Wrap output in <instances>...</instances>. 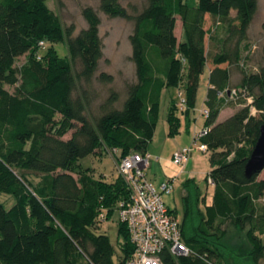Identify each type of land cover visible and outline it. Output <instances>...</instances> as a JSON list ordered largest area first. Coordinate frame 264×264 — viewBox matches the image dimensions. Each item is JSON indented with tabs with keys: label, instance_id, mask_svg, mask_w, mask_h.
I'll return each instance as SVG.
<instances>
[{
	"label": "trees",
	"instance_id": "16d2710c",
	"mask_svg": "<svg viewBox=\"0 0 264 264\" xmlns=\"http://www.w3.org/2000/svg\"><path fill=\"white\" fill-rule=\"evenodd\" d=\"M48 1L0 0V194L15 200L10 207L0 200V264H125L134 251L125 224L118 228L115 260L116 246L99 232L100 215L110 219L132 191L120 172L112 180L97 178L81 160L103 147L115 151L117 164L147 152L163 92L171 87L184 102L169 101L168 136L179 134L182 118L190 122L207 66L212 87L203 140L211 152L213 199L202 208L196 182L185 183L181 228L192 253H165V264H260L264 179L245 173L264 127V112L253 110L264 99V65L252 68L246 43L258 0H146L134 13L123 0H100L110 17L135 23L129 39L138 81L129 85L121 108L115 106L119 93L111 90L98 114L89 87L103 58L99 12L84 7L88 26L74 35L75 25H63ZM58 41L67 43L66 57L58 54ZM233 68L242 74L236 86ZM98 79L114 78L101 72ZM230 101L243 106L219 120Z\"/></svg>",
	"mask_w": 264,
	"mask_h": 264
},
{
	"label": "rangeland",
	"instance_id": "374dc122",
	"mask_svg": "<svg viewBox=\"0 0 264 264\" xmlns=\"http://www.w3.org/2000/svg\"><path fill=\"white\" fill-rule=\"evenodd\" d=\"M192 2H195V0H192ZM258 3L259 9L248 32L246 40V43H248L251 47L248 62L253 69H256L260 65H264V0H258ZM122 4L126 6L131 13H134L136 11L134 10V7H136L137 10H141L146 4V0H123ZM48 5L58 14L63 25H75L74 35L80 33L81 30L87 28L88 26V23L82 13L84 7L92 6L99 12V16L101 18L100 36L104 45L103 58L100 60L99 67L92 84L90 87H87L90 88L89 90L92 93L93 111L96 114L100 113V104L108 98L111 90H116L119 93L120 99L115 106L121 108L128 95L129 85L138 81L136 65L132 60V45L129 39L130 34L134 30V21L121 17H110L100 9V0H49ZM50 45L51 42H47L46 46L41 48L42 53L46 52ZM54 46L61 57H66L68 55V47L65 41L55 42ZM24 61L25 56L20 57L18 59L17 66L22 64ZM101 72L112 74L114 78L113 81L110 83L100 81L98 79V75ZM240 80L241 77L233 84L236 86V84L240 83ZM83 86L85 87L86 85L83 84ZM10 89L13 90L14 88L10 87ZM177 90V88L171 87L163 92L161 112L156 134L154 139L149 144L152 146L150 151L147 150L149 153L151 152L150 154L154 158L151 159V164L148 168H146L145 173L147 178L157 187L168 178L176 177L173 192L169 195H165L164 198L168 205L170 204L171 207L177 210V216L179 220L182 221L184 218L183 197L185 194V183L188 180L196 182L202 193V197L200 199V205L202 208L205 206V203H212L215 187L213 183L210 182L209 177L212 170L210 161L211 152L195 151L193 157L190 158V162H187L189 164L186 163L185 166L176 165L172 162V160L166 162V160L163 161L157 159V157L159 158L162 156L165 159L170 160L172 157V149L175 147L174 143L176 142V138H182H168V105L170 99L175 97L174 93L178 92ZM175 98L177 101L181 100L178 93ZM251 100L254 101L253 98ZM225 106L226 111L222 112L220 120H225L229 117L231 108H238L243 105L241 103H236L235 101H230L227 102ZM254 112L255 114L259 112L256 105ZM204 121V116L201 114L200 123ZM73 132L74 130L69 131L64 138H71ZM114 153V150H109L106 147L99 148L97 153L82 159L81 163L84 168H92L95 177H103L112 180L119 175L118 164L115 160ZM30 177L33 180L38 179L34 175H31ZM262 179H264V170L258 175V180ZM169 199L171 202H169ZM0 200L8 207H10L15 201L14 198L8 194H0ZM260 202L264 204V196ZM119 226L120 212L116 208H114V212L110 219L100 222L99 232L109 235L113 244L116 246L117 251L115 254V260H118V253H120L118 245ZM237 242H239V238L235 236L234 240H231V243L235 244ZM260 264H264V257L261 258Z\"/></svg>",
	"mask_w": 264,
	"mask_h": 264
},
{
	"label": "built area",
	"instance_id": "2783aa9c",
	"mask_svg": "<svg viewBox=\"0 0 264 264\" xmlns=\"http://www.w3.org/2000/svg\"><path fill=\"white\" fill-rule=\"evenodd\" d=\"M249 101L253 102L251 99ZM203 115L207 117L209 110L204 109ZM208 131L207 127H203L195 132L189 145L175 151L172 162L185 166L195 151L208 152V144L203 140ZM151 159L148 151L131 153L118 164L119 172L132 191L129 200L121 202L119 208L120 222L125 224L134 247L125 264H165V253L174 256L192 253L184 242L181 221L164 198L173 192L176 177L168 178L157 187L145 173ZM210 182L213 183L212 178ZM106 218V213H101L100 219L105 221Z\"/></svg>",
	"mask_w": 264,
	"mask_h": 264
},
{
	"label": "crops",
	"instance_id": "0c3cea01",
	"mask_svg": "<svg viewBox=\"0 0 264 264\" xmlns=\"http://www.w3.org/2000/svg\"><path fill=\"white\" fill-rule=\"evenodd\" d=\"M176 34H177V37L179 39L182 38V35H183V24H182V21H181L180 18H178V21H177ZM210 75H211V69H210L209 66H207L205 68L204 74L201 77V82H200L199 89H198V93H197L196 105L194 107V110L191 113L190 122H188V121L186 122L182 118V128H181L180 133L177 134L174 137L168 136V138H173V139H175L176 137H182L180 139L179 138H176V142L174 143L175 144V147H173V149H172V156H173V154L175 153V151L177 149H179V148H181L183 146L189 145L192 142L194 133L197 132V131H199V130H201L203 128V126H204L205 121L202 122V123H200V116H201V114L203 115V110L206 109V100H207V97H208V92H209V89L212 87L210 85V81H209L210 80ZM240 77H242V74H241L240 70L237 69V68H233L232 69V73H231V81L234 83L237 80H239ZM177 91L178 92L174 93L175 94L174 96L176 97L177 96V93H178V96L180 97V99H182L183 98L182 93L179 90H177ZM175 97H173V98H175ZM223 111H226V109H224ZM222 112H221V114H222ZM233 112H234V108H231V111L229 112V115H231ZM221 114H220V116H221ZM204 120H205V117H204ZM219 120H220V117H219ZM151 147L152 146L149 145V147H148L149 148L148 149L149 151H150ZM152 158H154V157L152 156ZM157 159L163 160V161L166 160V162H169V161L172 160V157L170 158V160L169 159H165L162 156L159 157V158L157 157ZM188 162H190V159H189ZM187 164H189V163H187ZM166 176H171V175H166ZM169 202H171L170 199H169ZM169 207H171L170 204H169ZM171 208H173V207H171Z\"/></svg>",
	"mask_w": 264,
	"mask_h": 264
},
{
	"label": "water",
	"instance_id": "95a60500",
	"mask_svg": "<svg viewBox=\"0 0 264 264\" xmlns=\"http://www.w3.org/2000/svg\"><path fill=\"white\" fill-rule=\"evenodd\" d=\"M256 108L259 112H264V99L260 101ZM264 170V127L251 152L245 167V173L248 178L255 174H260Z\"/></svg>",
	"mask_w": 264,
	"mask_h": 264
}]
</instances>
